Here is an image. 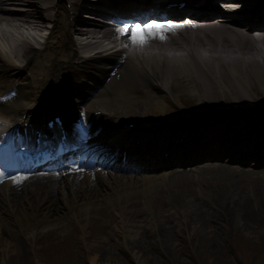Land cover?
Listing matches in <instances>:
<instances>
[{
    "label": "bare ground",
    "instance_id": "1",
    "mask_svg": "<svg viewBox=\"0 0 264 264\" xmlns=\"http://www.w3.org/2000/svg\"><path fill=\"white\" fill-rule=\"evenodd\" d=\"M151 1L145 0V3ZM90 5L92 4H87L86 12L74 8L73 23L79 25V27H76L77 33L84 35L92 44H96L94 47H101L103 44L101 40L105 41L110 39L111 34L118 31L110 28L107 25V20L101 18V16H97L98 14L92 10H89L92 7ZM106 5L111 6L109 2H106ZM223 6L230 5L225 3ZM54 7H58V3H55L53 0H0V24L13 28V31L17 34V41H15L10 38L11 33L9 30L2 31V36H7V44H4L6 48L0 44V51L3 57L9 60H24L25 58L29 60V67L27 69L29 74H25L24 77L18 79V82L21 84L20 91L23 94L20 93L17 96V93V97L9 100V102H13L11 106L21 108L16 114L17 116L13 118L15 125H21L24 121H28L32 114L31 108L33 105H45L51 102L50 95L56 89V85L55 82L50 83L49 81H56L58 75L56 72L51 74L52 69L60 66L59 71H62L65 65H72L70 60L67 61L64 59L59 61L60 63L56 64V66L54 65L62 57H68L65 41L67 42L69 40L70 31L67 28L65 29V25L68 26L71 22L64 9L55 12ZM193 9L197 10L193 12L195 16L204 19V22L201 23L203 28L198 30L203 29L202 32H196L195 29L187 37L185 35L187 31L185 30L183 31V38L176 36L169 40L167 33L166 38L160 40V47L163 49L161 52L155 49V46L152 45L154 42L149 38L152 43L149 42L144 45L142 67L135 60L134 56L136 57V55L126 54L123 57V50H111L105 47L100 51L105 52L103 55L97 54V56H94L95 64L106 67L97 76L100 82L107 81L104 87H108L111 91L112 101L108 104L116 108L124 119H133L136 124H142L141 120L143 119H146V122L149 121V113L155 118L162 117L164 113L171 111L175 106L182 105L181 99L183 96L198 101L205 109L211 108V102L217 105L225 103L230 107H237L243 105L250 106L258 100L264 101V30H261L259 36H255L250 27L229 25V18L221 21L214 20L212 16L217 13V9L211 5L209 0H205L202 7ZM82 13H88L87 15L92 14L97 17L91 19ZM239 17L246 21L245 19L249 15L245 16L241 14ZM46 24L53 26V30L50 33L53 31H58L59 33L52 39H45L41 47L35 51L36 49L33 48L30 41L38 37L39 32L47 27ZM24 29L26 30L25 33ZM213 37H216V39H213ZM18 41L20 42L18 43ZM123 41L128 43L126 46L131 45L128 39L123 38ZM10 50L12 51L10 52ZM203 50L206 52L205 54ZM106 53H108L107 56L115 58V63L113 62L107 66L101 61L102 58L106 57ZM9 62L14 61L11 60ZM113 69L119 73L117 78L110 74ZM200 69L205 71V74H202ZM54 77L55 80H50ZM3 85L8 86V82H3ZM14 85L17 86V84ZM139 85L142 91H140ZM96 97L98 98V96ZM107 101L108 99L104 94L99 93L98 103L104 104ZM73 113L76 118L75 125L77 126L79 124L80 114L74 111ZM45 114L47 115L48 113L45 112ZM139 115H142V118ZM33 117L35 116L33 115ZM247 117L248 114L246 112L244 120H248ZM209 118L205 121L209 128L212 129L216 119L213 117L210 121ZM162 119L165 122L171 121L169 120L170 118ZM157 125L158 122H155L150 123L148 126L153 130ZM201 126L202 124H199L197 127L200 128ZM168 128L170 130L175 129V125L168 123L164 128L165 133L169 130ZM164 129L161 131H164ZM141 146H143V149L140 150L141 152L148 151L146 145L141 144ZM233 169L229 166L198 168L199 172L195 176L200 182H202V179H205L204 184L215 183L219 180V178H216V175L219 174L222 177L224 171L233 173L232 176L236 177L238 181H242V176L254 177L252 186L255 190H260L258 194L264 203V181L258 177L257 172H248L243 169V173H236ZM185 174L189 173L178 174L173 171H164L161 172V175H144L137 180H132L135 178L121 180L125 184L121 186L120 190L117 188L114 189L121 200L125 197L122 212L120 213L121 217L124 214H126V217L129 216V210L131 209L129 207V202L131 201L129 195H140L138 188L144 191V195L149 200V204L150 198H152V203H155L154 191L159 189L157 181L162 180L169 188V198L170 201L174 200L175 208L178 207L177 210H186L188 217H191L193 222H196L198 217L203 216L205 209L201 205L199 207L196 204L189 205L187 201L184 202V192L188 190V185L185 182V176L188 175ZM112 178L115 179L117 177L112 176ZM50 182L52 183L54 181L50 180ZM138 183L141 184L138 185ZM30 184L28 189L44 187V184L38 181L33 182L31 184L32 186ZM98 184L104 189L107 187L108 182L104 181L102 186L101 183ZM207 186L209 185L207 184ZM171 187L177 188V191H175V188L171 189ZM211 187L213 192L210 191V187L205 189V193H213L212 197L207 195L205 199L209 204L211 202L216 205H225L227 203L231 206V210L237 211L240 208L246 211L247 203L249 202L248 199L236 193L235 188L226 180L216 185V187ZM68 188L71 187L68 185L63 187L62 191L64 192L65 190L64 194L70 191ZM103 189H100V191L103 192ZM136 189L138 192H136ZM184 189L185 191H183ZM112 191L113 189L109 188L101 196L98 193L89 191L78 202L73 199V196H76V194L70 195L67 200L68 204H65L66 212L63 213V216H66L67 212H71L72 216L80 221L82 227H84L88 223L95 221L93 213L102 212V203H104V200L107 203L109 198L111 200L110 193ZM31 192L29 191L30 194ZM132 192L136 193L133 194ZM2 197L8 199L11 196L7 192H3ZM37 197H40L38 202L30 201L32 212L38 216L42 215L40 221H51L47 216V212L57 209L54 206V202L55 198L58 199V196L53 198L52 194L43 193ZM45 198L48 201V205L46 206L47 209L44 212V217L42 208L45 206L41 202ZM125 207H127V211L124 210ZM259 208L260 204L258 206ZM231 216L233 215L231 214ZM192 219L190 220L191 223ZM61 220V218H53L52 222L49 223L50 228L57 229L60 227ZM85 220H87V223L84 222ZM168 222L171 223L170 218L161 220L158 224L159 231L157 230L156 232L162 236L161 238H163L166 244L169 243L172 247V242H169L172 238L170 231L172 225H167ZM241 222L245 228H256L254 225V216L249 212L243 213ZM25 225L29 227L28 221L25 222ZM7 248L9 246L4 249ZM156 259L155 256L151 258V263H157ZM96 263V258L93 257L90 260V264ZM103 264H110V262L105 261Z\"/></svg>",
    "mask_w": 264,
    "mask_h": 264
},
{
    "label": "rangeland",
    "instance_id": "2",
    "mask_svg": "<svg viewBox=\"0 0 264 264\" xmlns=\"http://www.w3.org/2000/svg\"><path fill=\"white\" fill-rule=\"evenodd\" d=\"M181 102L183 109L192 114L204 111L202 105L187 96H183ZM259 104L260 107L264 106V102L256 105ZM223 105L219 107L226 109ZM245 106L253 109L255 105ZM173 113L166 112L161 119L166 116L173 118ZM232 175L230 171H224L222 177L217 174L219 180L213 184L207 183L209 186L203 183L205 179L198 184L190 177L184 178L188 185L184 202L201 205L205 209L196 222L188 217L186 210L175 208L174 200L170 201L169 198V188L165 185H160L154 191L156 200L152 203L150 198V204L144 191L138 188L140 195H137L136 189V192H132L134 196L129 195V216L124 214L125 217H121L125 197L121 200L114 189L120 190L123 185L110 182L101 189H113L111 200L109 198L107 203L104 200L102 212L93 213L95 221L84 227L71 212L63 216L68 200L65 195L58 193L59 199L56 198L54 202L57 209L47 212L51 221H40L42 215L38 216L31 210L30 201L38 202L40 197L12 201L0 208V264H90L93 257L96 264L105 261L110 264H264V203L258 194L260 190L253 188L250 178L242 176L244 179L238 181ZM259 176L263 178L264 174ZM225 180L235 188L236 193L248 199L246 211L240 208L231 210L227 203L216 205L205 201L207 195L213 196V193H205V189L210 187L213 192L211 186L216 187ZM99 188L94 183L77 184L73 199L78 202L89 191L101 196L104 191ZM143 202L144 205L141 204ZM41 204L45 206L42 208L45 217L46 198L42 199ZM124 210L127 211V207ZM247 212L254 216L256 228H245L242 224L241 217ZM53 218L62 219L57 229L49 226ZM165 218L171 220L167 225H172V238L169 241L172 247L156 232L159 231L158 224ZM26 221L29 227L25 225ZM154 256L157 263H151Z\"/></svg>",
    "mask_w": 264,
    "mask_h": 264
},
{
    "label": "snow or ice",
    "instance_id": "3",
    "mask_svg": "<svg viewBox=\"0 0 264 264\" xmlns=\"http://www.w3.org/2000/svg\"><path fill=\"white\" fill-rule=\"evenodd\" d=\"M180 26L172 22L151 21L143 24H125L119 31L130 39L133 44H143L149 38L164 40L167 33Z\"/></svg>",
    "mask_w": 264,
    "mask_h": 264
}]
</instances>
